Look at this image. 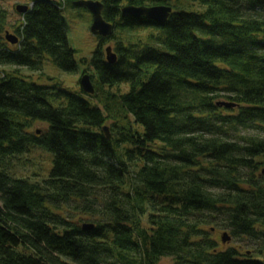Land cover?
<instances>
[{"label":"trees","instance_id":"16d2710c","mask_svg":"<svg viewBox=\"0 0 264 264\" xmlns=\"http://www.w3.org/2000/svg\"><path fill=\"white\" fill-rule=\"evenodd\" d=\"M30 1L19 44L0 41V264H264V2L99 0L118 58L99 45L86 62L93 103L21 76L46 58L77 68L60 11L79 0ZM32 151L51 158L44 176L18 170ZM224 233L237 244L220 248Z\"/></svg>","mask_w":264,"mask_h":264},{"label":"rangeland","instance_id":"374dc122","mask_svg":"<svg viewBox=\"0 0 264 264\" xmlns=\"http://www.w3.org/2000/svg\"><path fill=\"white\" fill-rule=\"evenodd\" d=\"M30 0H0V14L3 15V29L2 33H0V41L4 42V31H8L11 35H16L12 26H14L15 22L21 19L18 16L15 8L17 6H27L30 5ZM60 14L63 19L64 27L66 30V35L68 39L69 46L75 52V61L77 62V68L74 73L68 74L60 72L55 66H53L49 61L48 58L45 59L41 72H29L27 69H20L21 76L30 78L32 82H38L40 84H48L52 83L48 81L49 78L54 79L57 82H60L61 85L72 91H79L80 88V79L84 74H90L94 76L93 67L90 66L89 63L93 53L95 52L96 48L100 45L102 50V57L104 59L103 52L107 46H111L114 49V41L107 40L106 42L100 43V37L94 36L90 32V26L92 23L91 14L87 9L84 7L76 6L75 3H70L65 5ZM17 36V35H16ZM87 62V63H86ZM13 69L8 67H0V76L2 75L3 71L11 73ZM95 82V77H93ZM95 86V84H94ZM122 91H126L124 86L118 87ZM118 88H115L118 89ZM95 93L94 95H96ZM92 95V96H94ZM90 102H95V100L90 96H87ZM112 120L108 121L104 127L108 129L105 134H113L110 130V126L112 125ZM46 125L39 121H34L32 124L31 131H35L36 129H43ZM23 159L24 161L21 162L18 166L19 172H21L25 176L33 177V175H40L44 176L48 169L51 166V158L48 154L41 152V151H32L28 155H26ZM67 210V209H66ZM72 213V212H71ZM76 218H81V220H87L89 222V218L87 216H76ZM221 231L218 230L214 236L219 240L221 236ZM223 236V234H222ZM235 241H226L220 245V248H226L229 246H234ZM250 245V246H249ZM251 247V244L248 242L242 241V248L247 249ZM157 264H175L174 260L170 257H162L159 259Z\"/></svg>","mask_w":264,"mask_h":264},{"label":"water","instance_id":"95a60500","mask_svg":"<svg viewBox=\"0 0 264 264\" xmlns=\"http://www.w3.org/2000/svg\"><path fill=\"white\" fill-rule=\"evenodd\" d=\"M164 1H171V0H164ZM264 2V0H262ZM77 5L84 7L89 11V13L92 16V23L90 26V32L92 35L100 37V38H108L112 35L114 31L113 24L107 22L104 20L102 16L103 11V4L99 0H79L77 2ZM16 11L18 13H25L28 11V6H17ZM172 13V8L166 5H156V6H132V5H126L121 8V16L122 18H140L144 17L147 20L156 22V23H165L170 14ZM5 39L10 44H16L18 43V37L15 35H11L9 33H6ZM104 56L107 64L114 65L117 62V54L113 51L111 46H107L104 50ZM80 88L82 92L86 95H93L95 92L94 85L92 83V80L88 74H84L80 79ZM220 106H224L227 108L233 107L234 104L231 103H220ZM108 129L106 127L103 128V132L106 133ZM40 131H37L36 134H39ZM107 138H109V135L106 134ZM262 173L264 174V170H262ZM94 228V225H84L83 229L85 230H92ZM226 241H229V237L224 233L222 236V242L225 243Z\"/></svg>","mask_w":264,"mask_h":264},{"label":"flooded vegetation","instance_id":"af4514ba","mask_svg":"<svg viewBox=\"0 0 264 264\" xmlns=\"http://www.w3.org/2000/svg\"><path fill=\"white\" fill-rule=\"evenodd\" d=\"M28 7H29V9L31 8V6H32V3H30V5H27ZM28 9V10H29ZM8 32V31H7ZM16 36V35H15ZM18 44H19V40H18ZM17 43L16 44H10L9 43V45L11 46V47H14V46H16V45H18ZM89 76H90V78H91V80H92V83L94 84V80H93V77H92V75H90L89 74Z\"/></svg>","mask_w":264,"mask_h":264}]
</instances>
